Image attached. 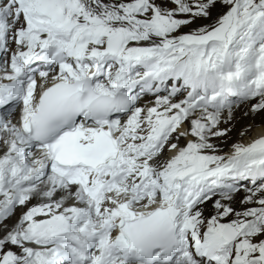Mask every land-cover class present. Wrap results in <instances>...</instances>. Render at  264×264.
<instances>
[{
	"label": "snow or ice",
	"instance_id": "snow-or-ice-1",
	"mask_svg": "<svg viewBox=\"0 0 264 264\" xmlns=\"http://www.w3.org/2000/svg\"><path fill=\"white\" fill-rule=\"evenodd\" d=\"M242 105L264 0H0V264H264Z\"/></svg>",
	"mask_w": 264,
	"mask_h": 264
},
{
	"label": "bare ground",
	"instance_id": "bare-ground-1",
	"mask_svg": "<svg viewBox=\"0 0 264 264\" xmlns=\"http://www.w3.org/2000/svg\"><path fill=\"white\" fill-rule=\"evenodd\" d=\"M148 98L152 97H147ZM248 112L247 106L243 109L236 110L234 112V119L231 122V124L223 125L224 127H231L232 131L230 132L229 136L226 138L225 143H223L221 146L226 145L227 148L224 149L225 152H227L230 148V145L234 142H244L247 143L251 141L252 139L264 135V112L260 113H251L248 112L247 115L245 113ZM250 121H253V124L250 125ZM252 127V128H251ZM251 130H250V129ZM242 131H245L247 134V138L242 140H237L236 137L239 135ZM253 134L254 136L251 138L250 135ZM229 146V147H228ZM242 194V193H241ZM243 195V194H242ZM35 203V201H33ZM209 210L211 209V204L208 205ZM24 211V209L18 210L17 215H19L20 212Z\"/></svg>",
	"mask_w": 264,
	"mask_h": 264
},
{
	"label": "rangeland",
	"instance_id": "rangeland-1",
	"mask_svg": "<svg viewBox=\"0 0 264 264\" xmlns=\"http://www.w3.org/2000/svg\"><path fill=\"white\" fill-rule=\"evenodd\" d=\"M223 11V9L222 8H217L216 10H214V12H213V16H212V18L211 19H209V20H204V19H201V20H198L197 21V25H204V24H210V23H212L215 19H216V16H217V14H219L220 12H222ZM196 25H193L192 27H195ZM190 29H185L184 31H189ZM147 99V97L145 98V101H142V103H144V102H146V101H148V100H151L152 98H148V100H146ZM247 106V108H249V106L248 105H242V106H240L238 109H236V110H239V109H243V108H245ZM235 110V111H236ZM264 115V114H263ZM263 123H264V121H263ZM253 124V121H250V125H252ZM252 128V127H251ZM250 129V128H249ZM251 130V129H250ZM247 136V134L245 135V136H241L240 134L239 135H237V137H236V139L237 140H242V139H245L246 140V137ZM253 137L254 135L253 134H251L250 135V137ZM246 137V138H245ZM251 137V138H252ZM240 142V141H239ZM225 143V142H224ZM227 148V146L226 145H223L222 146V148H223V150L224 149H226ZM229 147V146H228ZM243 194V193H242ZM241 194V195H242Z\"/></svg>",
	"mask_w": 264,
	"mask_h": 264
}]
</instances>
